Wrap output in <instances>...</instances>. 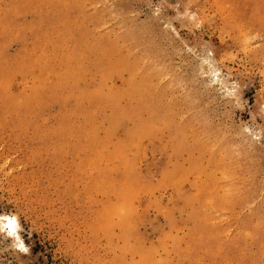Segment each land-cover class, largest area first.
Segmentation results:
<instances>
[{
	"label": "rangeland",
	"instance_id": "rangeland-1",
	"mask_svg": "<svg viewBox=\"0 0 264 264\" xmlns=\"http://www.w3.org/2000/svg\"><path fill=\"white\" fill-rule=\"evenodd\" d=\"M13 216L0 264H264V0H0Z\"/></svg>",
	"mask_w": 264,
	"mask_h": 264
},
{
	"label": "bare ground",
	"instance_id": "bare-ground-1",
	"mask_svg": "<svg viewBox=\"0 0 264 264\" xmlns=\"http://www.w3.org/2000/svg\"><path fill=\"white\" fill-rule=\"evenodd\" d=\"M208 64V63H207ZM214 69L212 70V74L218 82L221 80L220 76V71L213 67ZM215 81V80H214ZM222 82V81H221ZM0 226L3 227L6 230V233L15 238V239H20L19 233H18V220L16 217H6L4 221H0Z\"/></svg>",
	"mask_w": 264,
	"mask_h": 264
}]
</instances>
